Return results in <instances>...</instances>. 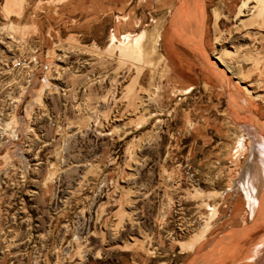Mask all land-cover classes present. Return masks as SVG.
I'll return each mask as SVG.
<instances>
[{"label":"rangeland","instance_id":"rangeland-1","mask_svg":"<svg viewBox=\"0 0 264 264\" xmlns=\"http://www.w3.org/2000/svg\"><path fill=\"white\" fill-rule=\"evenodd\" d=\"M246 2L0 0V264H189L192 248L164 237L160 217L179 179L187 206L220 199L209 235L252 247L235 264H264V219L256 227L259 210L242 184L263 196L251 149L264 147V99L235 79L227 90L205 56L214 59L216 37ZM185 16H194L189 32L174 19ZM143 31L156 35L165 72L146 96L148 115L128 119L134 107L117 91L133 62L121 47ZM254 41L233 33L239 51L260 50L235 61L247 72L255 59L264 77V39ZM136 63L134 87L148 88L156 71ZM115 116L121 132L101 133ZM211 165L222 173L209 182ZM143 239L156 257L138 249Z\"/></svg>","mask_w":264,"mask_h":264},{"label":"bare ground","instance_id":"bare-ground-1","mask_svg":"<svg viewBox=\"0 0 264 264\" xmlns=\"http://www.w3.org/2000/svg\"><path fill=\"white\" fill-rule=\"evenodd\" d=\"M180 1L186 2L187 0H180ZM14 3L15 0H6V4H5L6 8H12L14 6ZM203 7L205 8V6ZM193 17L194 16L191 17L185 16V18L175 17L174 19L175 20L177 19L176 21L178 25H182V26L186 25L188 28L187 30L189 32L190 30H192V23L194 20ZM238 31H243L246 34V36L250 39V41H254V40L258 41L260 39H264V0H253V1H249V3L247 0L246 3L240 6L239 12L236 15V24H234L230 30L220 34L215 39V43H217L218 49L213 54L214 59L210 58L209 54L205 55L208 57V59L206 60L209 62L207 63L210 66L207 67L214 68L221 75L223 86H225L227 90L230 89V86L232 85V82L235 79L237 82L241 84V86H238L240 91L247 93L248 95L250 94L254 98L264 99V77H261L263 75H260V73L255 71V69H257V65L259 64V62L255 61L254 59L253 69H250L247 72L242 70L243 68L237 66L236 64L235 55H237V53L242 52V55L244 56L248 55L249 53H253L252 50H245V53H243L244 51L238 50L236 43L231 42V40L233 39V33H236ZM146 32L143 31L141 34H137L136 36H134V34H132L131 32L128 33L127 35H125V39H124L127 41L121 47V51L123 52L127 51V53L130 56L129 59H132L133 62L132 66L129 68V75L127 80L125 81L124 84L119 85L118 87L119 89L117 91L119 96L120 94L123 96V92L125 91V96L127 97L128 102L134 107V109L133 108L131 109V113L127 117L128 119L130 116H135L139 119H142L148 115L146 96L149 98V97H153V95L156 94V91L159 88V85L157 84V80L160 76L164 75L165 72L163 66L162 67L160 66L161 58H158L159 53L157 52L158 50H157L156 35L151 33L148 34ZM167 34L169 35V31H167ZM240 43L242 42L240 41ZM255 53H260V50L254 52L253 54ZM246 59L249 60L251 58L250 56H248ZM141 61H144V63L146 62L145 64H147L152 71L153 70L154 72L156 71V74L153 72L154 74H152L151 76V81L148 88L143 87L144 86L143 85L138 89L134 87L136 83L135 84L133 83H134V79L137 78V76L142 73L139 71V66H138L139 64L136 65L137 64L136 62H141ZM126 62H130V61L127 60ZM144 70L145 69H143V71ZM103 120L101 121L100 124L101 133H104L102 131H106L112 134L113 132L114 133L117 132V134H119L118 132L121 130V128H123V126L119 124V121L123 120L122 117L121 118L119 117V119L115 121H112L113 119L108 122H106V120L104 121ZM238 133H239L238 129L234 127L232 131V135L234 137H237ZM241 140L242 139L239 138L238 140L239 144ZM261 140L263 143V139ZM241 145L244 146L243 143ZM251 155L257 161L258 166L256 167L255 170L257 172L259 170L260 172L259 179H260V175L264 177V147L258 145L257 141L255 143L253 142ZM219 173L222 172L220 170H217V168L214 167L213 165H211L210 169L206 173H204L203 177L207 181L212 182L215 178L214 176L218 175ZM236 181L240 186L242 182L241 177H238ZM247 183L249 185L250 181H248ZM168 184L171 187H173L175 190L178 189L180 191H176L175 194L177 199L176 203L170 204L171 202H168L167 206L165 205L164 206L165 208L163 207L164 212L160 213V217L164 219L163 236L168 238L169 240L177 241L182 245L183 248H185L186 245L189 246V248H192L191 250H193V256L189 260V264H235L237 262V259H239L240 257H246L248 259L251 258V256H249V253L252 251V247L247 248L246 246L245 248L241 247L237 249V247L235 246L229 248L225 246L226 242H224L221 239L220 235H215V234L209 235L211 232V228L213 226L210 221L217 212V206L219 205L218 200L220 199L214 196H208L206 198L201 197L198 200L196 199V201H194L191 204V206H187L185 201L187 199L188 192H185L182 189V185H187V181L184 179H179L177 181H173L172 183H168ZM242 184L246 192L250 194L252 208L253 209L256 208V212L257 210H259L257 213L258 218L256 217L258 224L256 227H261L264 219L263 216L264 194L262 197H258V188L256 187V184L253 182H252L253 185L252 189L254 190L255 193H252L250 189L248 190V188L247 189L245 188V182H242ZM231 186L229 184L228 188ZM205 208L210 209L211 212L209 214L205 213L203 211V209ZM119 223L120 221H118L116 225L118 226ZM262 230L264 231V228ZM136 241L137 239H134L135 246H136ZM140 242L142 243H140L138 249H141V251L145 253L147 256L152 255L156 257L155 255H153L155 252L152 249V246L151 247L149 246L150 242L148 239H143ZM195 244L197 245L193 249V246ZM243 264H248V263H243Z\"/></svg>","mask_w":264,"mask_h":264},{"label":"built area","instance_id":"built-area-1","mask_svg":"<svg viewBox=\"0 0 264 264\" xmlns=\"http://www.w3.org/2000/svg\"><path fill=\"white\" fill-rule=\"evenodd\" d=\"M19 63H27L28 62V58L27 57H20L19 60H18ZM27 65V64H26Z\"/></svg>","mask_w":264,"mask_h":264}]
</instances>
